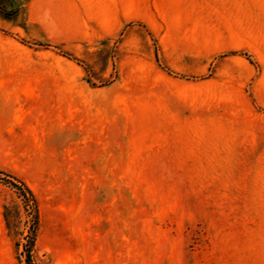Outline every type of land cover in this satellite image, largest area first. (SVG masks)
<instances>
[{"label": "rangeland", "instance_id": "obj_1", "mask_svg": "<svg viewBox=\"0 0 264 264\" xmlns=\"http://www.w3.org/2000/svg\"><path fill=\"white\" fill-rule=\"evenodd\" d=\"M0 171V264H264V0H0Z\"/></svg>", "mask_w": 264, "mask_h": 264}, {"label": "trees", "instance_id": "obj_2", "mask_svg": "<svg viewBox=\"0 0 264 264\" xmlns=\"http://www.w3.org/2000/svg\"><path fill=\"white\" fill-rule=\"evenodd\" d=\"M1 172V171H0ZM5 182L14 190L15 193L18 194V196H22L23 199L26 201V205L30 207L33 214V225L30 229V235L28 236V244L30 249L34 247L35 240H36V233H37V225H38V205L37 200L35 198L34 193L29 188V186L22 181L21 179H16V181H10L8 179H4ZM9 208L7 205H3V215L6 220V224L9 226Z\"/></svg>", "mask_w": 264, "mask_h": 264}]
</instances>
